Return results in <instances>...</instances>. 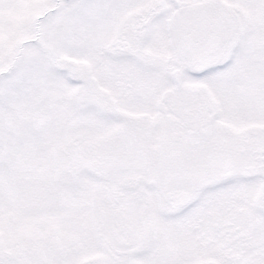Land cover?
I'll return each instance as SVG.
<instances>
[{"label": "snow or ice", "instance_id": "6c2138e0", "mask_svg": "<svg viewBox=\"0 0 264 264\" xmlns=\"http://www.w3.org/2000/svg\"><path fill=\"white\" fill-rule=\"evenodd\" d=\"M0 264H264V0H0Z\"/></svg>", "mask_w": 264, "mask_h": 264}]
</instances>
